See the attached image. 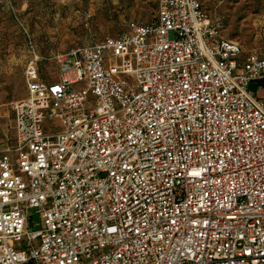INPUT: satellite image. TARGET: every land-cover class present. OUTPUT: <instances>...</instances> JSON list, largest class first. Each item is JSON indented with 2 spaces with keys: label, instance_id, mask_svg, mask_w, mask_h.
Wrapping results in <instances>:
<instances>
[{
  "label": "built area",
  "instance_id": "2783aa9c",
  "mask_svg": "<svg viewBox=\"0 0 264 264\" xmlns=\"http://www.w3.org/2000/svg\"><path fill=\"white\" fill-rule=\"evenodd\" d=\"M37 58L0 145V264H264V51L157 0L55 80Z\"/></svg>",
  "mask_w": 264,
  "mask_h": 264
},
{
  "label": "rangeland",
  "instance_id": "374dc122",
  "mask_svg": "<svg viewBox=\"0 0 264 264\" xmlns=\"http://www.w3.org/2000/svg\"><path fill=\"white\" fill-rule=\"evenodd\" d=\"M224 25V35L244 51H264V0H201ZM157 0H0V145L13 135L12 105L26 95L25 70L34 59L40 79L56 78L53 57L105 36H116L130 21L155 20ZM87 24V25H86ZM174 38V32H169ZM250 90L264 97L256 83ZM28 230L40 228L30 210Z\"/></svg>",
  "mask_w": 264,
  "mask_h": 264
},
{
  "label": "trees",
  "instance_id": "16d2710c",
  "mask_svg": "<svg viewBox=\"0 0 264 264\" xmlns=\"http://www.w3.org/2000/svg\"><path fill=\"white\" fill-rule=\"evenodd\" d=\"M55 69V67H54ZM39 71V70H38ZM56 79V78H55ZM54 79V80H55ZM52 81V80H51ZM254 83H256L260 88L264 90V76L258 80H256Z\"/></svg>",
  "mask_w": 264,
  "mask_h": 264
}]
</instances>
